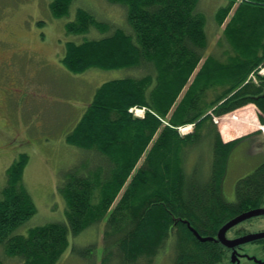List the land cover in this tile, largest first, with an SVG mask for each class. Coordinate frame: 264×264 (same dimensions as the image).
Wrapping results in <instances>:
<instances>
[{"label":"trees","instance_id":"16d2710c","mask_svg":"<svg viewBox=\"0 0 264 264\" xmlns=\"http://www.w3.org/2000/svg\"><path fill=\"white\" fill-rule=\"evenodd\" d=\"M107 1L128 9L129 28L68 42L64 63L75 73L94 67L140 73L100 86L68 135L85 158L59 184L63 220L23 232L38 212L24 184L29 155L7 170L0 264H59L71 238L95 227L101 264H222L225 253L241 264L244 245L229 249L218 236L228 222L264 205V161L238 181L236 201L229 202L223 188L237 141L225 143L214 119L251 104L264 114V77L248 81L264 64V0H243L236 10L237 0H228L217 12L224 30L214 50L200 0ZM72 4L53 0L51 7L61 17ZM93 28L110 32L85 9L66 25L74 35ZM133 107L146 109L145 116L136 118ZM187 125L194 132L182 135ZM200 143L211 152L204 156L211 162L207 176L195 161ZM149 222L151 230L141 232ZM258 242L264 239L252 243Z\"/></svg>","mask_w":264,"mask_h":264},{"label":"rangeland","instance_id":"374dc122","mask_svg":"<svg viewBox=\"0 0 264 264\" xmlns=\"http://www.w3.org/2000/svg\"><path fill=\"white\" fill-rule=\"evenodd\" d=\"M52 1L0 0V198L6 186L7 170L20 155L28 154L24 184L38 212L22 227L26 233L30 228L65 217L66 202L59 193V184L63 174L85 158L81 149L68 144L67 138L93 101L96 90L108 81L138 77L140 73L137 69L105 71L95 67L75 73L67 68L64 57L68 42L82 43L103 38L117 29H128V9L107 0H73L69 15L58 17L53 13ZM243 2L237 0L234 10ZM227 3L228 0H200L210 41L213 38L211 50L218 49L217 42L224 30V26L217 24V12ZM79 9L89 11L110 32L103 35L93 28L87 35L67 34L66 25L76 19ZM258 76L264 77V64L251 73L248 81L259 84ZM130 112L136 118H143L146 109L133 107ZM262 116L259 107L251 104L215 120L219 121L222 140L238 143L241 136L264 126ZM179 131L189 135L194 132V126L180 127ZM204 144L197 145L195 161L207 176L211 162L204 156L210 157L211 152H204ZM193 153L192 164L196 156ZM245 160L230 158L223 188L229 202L236 201L238 181L264 161V153L259 159ZM152 225L143 224L141 232H149ZM98 230L95 227L72 237L59 264H101L103 240ZM256 233H264V216L234 228L228 238ZM87 249L90 250L85 257ZM241 253L247 256L241 264H264V242L244 245ZM222 264H235L231 263V253H225Z\"/></svg>","mask_w":264,"mask_h":264},{"label":"flooded vegetation","instance_id":"af4514ba","mask_svg":"<svg viewBox=\"0 0 264 264\" xmlns=\"http://www.w3.org/2000/svg\"><path fill=\"white\" fill-rule=\"evenodd\" d=\"M223 116L216 118L219 120ZM264 118V114L262 116ZM218 126L219 121H215ZM264 133L262 132L261 128L259 130H254L249 134L241 136L233 151L232 157L233 159H259L262 153H264ZM245 160V161H246Z\"/></svg>","mask_w":264,"mask_h":264},{"label":"water","instance_id":"95a60500","mask_svg":"<svg viewBox=\"0 0 264 264\" xmlns=\"http://www.w3.org/2000/svg\"><path fill=\"white\" fill-rule=\"evenodd\" d=\"M259 216H264V208H258V209H254L251 210L249 212H246L240 216H238L237 218L231 220L230 222H228L219 232V240L220 242L225 245L228 248H236L239 247L241 245H245V244H249L252 242H256L259 240H263L264 239V233H256V234H250V235H246L237 239H229L227 237V233L229 232V230H231L232 228H234L235 226L249 220L255 217H259ZM235 259V257H234Z\"/></svg>","mask_w":264,"mask_h":264},{"label":"bare ground","instance_id":"6f19581e","mask_svg":"<svg viewBox=\"0 0 264 264\" xmlns=\"http://www.w3.org/2000/svg\"><path fill=\"white\" fill-rule=\"evenodd\" d=\"M228 248V247H227ZM229 249H233V248H229Z\"/></svg>","mask_w":264,"mask_h":264}]
</instances>
